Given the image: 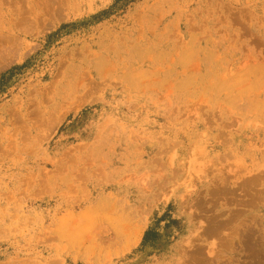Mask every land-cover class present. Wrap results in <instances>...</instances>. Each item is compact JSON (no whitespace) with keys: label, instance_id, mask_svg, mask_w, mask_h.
<instances>
[{"label":"rangeland","instance_id":"obj_1","mask_svg":"<svg viewBox=\"0 0 264 264\" xmlns=\"http://www.w3.org/2000/svg\"><path fill=\"white\" fill-rule=\"evenodd\" d=\"M50 1L0 0V264H264V0Z\"/></svg>","mask_w":264,"mask_h":264},{"label":"trees","instance_id":"obj_2","mask_svg":"<svg viewBox=\"0 0 264 264\" xmlns=\"http://www.w3.org/2000/svg\"><path fill=\"white\" fill-rule=\"evenodd\" d=\"M122 1H136V0H116V4H118ZM6 81H7V79H5V77H3L2 81L0 82V88L3 87V85Z\"/></svg>","mask_w":264,"mask_h":264},{"label":"bare ground","instance_id":"obj_3","mask_svg":"<svg viewBox=\"0 0 264 264\" xmlns=\"http://www.w3.org/2000/svg\"><path fill=\"white\" fill-rule=\"evenodd\" d=\"M55 1H56V0H55ZM74 1H75V0H74ZM41 2H42V1H41ZM50 2H52L53 4L55 3L54 0H53V1L51 0ZM59 2H60V0H59ZM63 2H64V1H63ZM67 2H68V1H67ZM69 3H70V2H69ZM36 4H37V2H36ZM44 5H46V3H45ZM50 5H51V4H50ZM54 5H55V4H54ZM59 5H60V4H59ZM69 5H70V4H69ZM47 6L49 7V4H47ZM35 7H36V6H35ZM51 7H52V6H51ZM51 7H50V8H51ZM55 7H57V6H54V9H55ZM50 8H49V10H50ZM45 9H46V7H45ZM46 10H47V9H46ZM52 10H53V9H51L50 11L52 12ZM54 11H55V10H54ZM59 11H60V10H59ZM57 12H58V11H57ZM57 12L55 11V13H57ZM33 13H35V12H33ZM35 14H36V13H35ZM57 14H58V13H57ZM38 20H39V19H38ZM33 21H34V20H33ZM224 227H225V226H224Z\"/></svg>","mask_w":264,"mask_h":264}]
</instances>
